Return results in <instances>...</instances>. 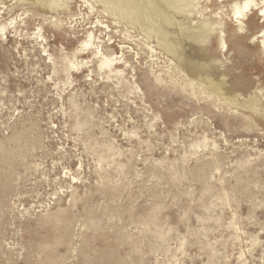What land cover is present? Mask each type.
I'll list each match as a JSON object with an SVG mask.
<instances>
[{
    "label": "rangeland",
    "instance_id": "1",
    "mask_svg": "<svg viewBox=\"0 0 264 264\" xmlns=\"http://www.w3.org/2000/svg\"><path fill=\"white\" fill-rule=\"evenodd\" d=\"M122 1L0 0V264H264V18L196 0L179 60Z\"/></svg>",
    "mask_w": 264,
    "mask_h": 264
},
{
    "label": "bare ground",
    "instance_id": "2",
    "mask_svg": "<svg viewBox=\"0 0 264 264\" xmlns=\"http://www.w3.org/2000/svg\"><path fill=\"white\" fill-rule=\"evenodd\" d=\"M40 1L43 7L57 5L62 2V0H40ZM147 1H149L152 5L147 6V4H145L144 2H141L140 0H131V1H124V2L122 1L123 3L119 4V10L122 13L126 14L128 17H130L135 23H138L141 26H143L145 29L149 30L154 35V37H156L157 40L160 41L161 45H160L159 50H162L163 54L167 55V56L165 55V57H168V54H171L180 60L181 54L177 53L178 47L181 48V50H183V48L185 49L188 47L190 48L192 44L190 45L187 42L205 43L206 40L212 38L217 32L221 33V28H220L221 18L220 17H218L217 20H212L211 18H204L196 22L195 26H192L189 23L188 21L189 15L194 11V8L196 10V7H194L195 6L194 3L196 2V0H147ZM245 4H248V9L250 8V11L259 10L258 11L260 13L259 16H261V18H264V0H261V2L259 3H255V0H243L240 5L235 4V6H233L232 8L233 17L236 19L239 30H241L242 28V25L239 22L243 19V17L246 16L245 14L247 12V11H243ZM188 7H191V9H187ZM238 12L240 13L239 16L237 15ZM105 26L102 25L101 28L105 29ZM169 27H173L176 29V32L174 30L175 35H176L175 40H177L176 44H174L169 39V35H170L168 31ZM86 39L87 40L83 41L82 46H84L86 50H89L91 55H93L94 58L97 59L99 70L105 71V73L107 72L108 74H113V72H115L114 75H118L119 73L114 70L117 67V65L120 64L119 62H120V59L122 58H120L118 62L117 60H115L116 58H114L113 55L111 56L113 57V59L105 55V53H103L102 51V48H99V46H95L94 43H92L91 41L92 34L89 33ZM260 39H261V44H262L260 46L261 51L264 52V30L260 34ZM218 40H219V49H221L220 51H222L225 48V43L222 38ZM144 42L145 41H142V44ZM144 46L146 47L147 50H149L148 52L150 53L151 56L157 57V55H159L157 50L153 46H151L149 43H147V41L144 43ZM81 51H84V49L79 50V52ZM194 57L195 58H194L193 65H198L197 63L200 64V62L203 63L206 61V59L200 56V54L198 53L197 54L195 53ZM150 59H153V57ZM82 64L84 65L85 63H82ZM177 64L179 65V62ZM77 65L79 64L77 63ZM204 67L206 66L204 65ZM207 83L209 87L212 89V91L221 95L222 97L225 96L226 88L222 80L220 82H213L211 80H207ZM190 85H192V82L190 83ZM252 95L253 93L251 94L250 97H252ZM233 96H234V93L232 94L231 97L233 98ZM232 98L230 99L227 97V100L228 99H230L229 101L234 100Z\"/></svg>",
    "mask_w": 264,
    "mask_h": 264
},
{
    "label": "clouds",
    "instance_id": "3",
    "mask_svg": "<svg viewBox=\"0 0 264 264\" xmlns=\"http://www.w3.org/2000/svg\"><path fill=\"white\" fill-rule=\"evenodd\" d=\"M247 9H248V4H245L244 5V9H243V11H247ZM239 13V12H238ZM240 14V13H239Z\"/></svg>",
    "mask_w": 264,
    "mask_h": 264
},
{
    "label": "snow or ice",
    "instance_id": "4",
    "mask_svg": "<svg viewBox=\"0 0 264 264\" xmlns=\"http://www.w3.org/2000/svg\"><path fill=\"white\" fill-rule=\"evenodd\" d=\"M237 15L239 16L240 14H239V13H237Z\"/></svg>",
    "mask_w": 264,
    "mask_h": 264
}]
</instances>
